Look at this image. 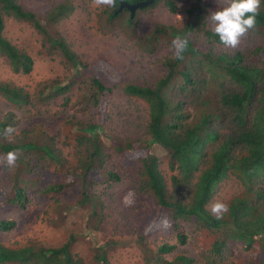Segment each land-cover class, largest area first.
Returning a JSON list of instances; mask_svg holds the SVG:
<instances>
[{"label":"trees","instance_id":"obj_1","mask_svg":"<svg viewBox=\"0 0 264 264\" xmlns=\"http://www.w3.org/2000/svg\"><path fill=\"white\" fill-rule=\"evenodd\" d=\"M121 1L146 0L97 7L106 26L89 25L79 44L45 28L72 17L71 0L46 15L0 0V103L7 108L0 133L16 129L0 135V154L19 150L23 170L56 175L32 187L11 179L5 200L25 210L52 197L49 208L61 220L73 207L84 210L61 245L0 242V264H130L138 254L142 264H264V0L235 49L220 43L208 18L226 0H153L132 20L128 10L114 14ZM181 2H189L186 21L170 23ZM9 17L42 34L40 45L27 51L7 38ZM178 34L189 39L183 60L171 50ZM106 37L141 55H165L149 79L133 78L112 56L84 53L87 41ZM114 118L130 127L131 119L144 122L123 135ZM153 145L167 152L169 178ZM226 188L229 211L217 220L209 206ZM15 225L0 218V233ZM82 225L99 236L86 256L75 251Z\"/></svg>","mask_w":264,"mask_h":264},{"label":"rangeland","instance_id":"obj_2","mask_svg":"<svg viewBox=\"0 0 264 264\" xmlns=\"http://www.w3.org/2000/svg\"><path fill=\"white\" fill-rule=\"evenodd\" d=\"M22 7L25 9H30L35 11L38 15H46L53 11L56 7L61 5L66 0H17ZM76 5V11L72 14V17L65 19L64 22H60L55 25V23L45 24V28L48 30H63L65 37L70 40L77 41L81 44L85 41L80 39L89 25L101 22L106 26L103 16L99 17L97 6H94L92 0H71ZM189 2H181L179 4L178 12L175 15L169 16L171 18L170 23L180 22L183 23L187 19L185 12L186 7ZM159 10L163 9L159 7ZM164 12V11H163ZM156 13L147 16V24H151L154 21ZM99 18V20H98ZM149 28V27H148ZM5 36L18 44L24 43V47L28 46L26 49L30 51L35 49L40 45L42 41V34L36 31L30 24L18 22L15 19L8 18L6 20ZM84 53L87 56H94L96 54H108L114 58L113 62L129 76L138 79H149L153 74L156 73L159 67L160 61L163 59L162 55H165L164 51H160L152 56L141 55L136 53L131 49V45L123 42L122 40L114 38L110 40V37L104 39H95L92 41H87L85 43ZM81 46L75 44L76 50L82 53ZM83 55V54H82ZM45 72V71H44ZM13 75L9 76L12 77ZM0 117L7 112L6 106L0 103ZM142 119L144 118V110L140 113ZM117 123L113 124L114 128L123 133L128 134L131 130H138L141 124L144 122H136L131 119L132 126L130 127L126 122L120 118H114ZM108 142V141H107ZM107 145H110L107 144ZM164 149V148H163ZM162 147L153 145L151 147V154L155 157L162 158L163 171L167 178L170 176V171L167 172V152L164 151ZM4 154H0V218L5 219H15L16 225L14 229L6 233H0V242L4 245H8L13 249L19 246L27 244H39L46 247H52L58 244H62L67 239V234L71 230H76V226H72V222L76 219V215H81L84 210L79 207H73L63 213L65 219H59L58 214L54 208H49L52 204V197L48 200V197L43 199L44 202L33 201L25 210H21L18 206L9 205L6 202V197L11 194V179L21 181L22 184L27 187H32L36 182L37 185H43L42 183H48L53 180L56 176L55 173L48 171L47 174L43 175V171L35 170L33 168H26L23 170L24 165L21 163H16L15 167H8L3 160ZM38 173V174H37ZM39 175V178L37 176ZM35 179H38L37 181ZM130 183V180L123 181L122 184L116 188V191L125 190V185ZM40 187V186H39ZM228 188L223 192L218 193L217 201L225 202L229 197ZM31 196V194H30ZM50 218H52L50 220ZM60 220V221H58ZM70 229L69 231L66 229ZM81 229L84 231L83 235L76 236L82 241L77 243L75 251L79 252L81 255L86 256V248L89 247V243L93 246L99 243V236L89 231H86V226L82 225ZM264 237V234H263ZM262 240L258 238V242L255 245L256 253H258L261 247ZM139 253L138 250H135ZM246 255L244 253H237V255ZM138 254L135 261L130 264H142V261ZM127 257V256H126Z\"/></svg>","mask_w":264,"mask_h":264},{"label":"clouds","instance_id":"obj_3","mask_svg":"<svg viewBox=\"0 0 264 264\" xmlns=\"http://www.w3.org/2000/svg\"><path fill=\"white\" fill-rule=\"evenodd\" d=\"M92 3L97 7L116 6V0H92ZM260 6L261 0H226L225 7L210 14L208 18L212 24V31L218 36L220 43L226 48H237L240 45L242 38L249 32V30L255 28L256 17L259 14ZM188 45L189 39L187 34L176 35L171 43V50L174 58L177 60H183L184 53L188 50ZM15 131L16 129L9 125L2 133H0V135L9 138ZM18 159L19 150L9 151L3 157V160L8 167H15ZM209 207L211 214L217 220L221 219L223 215L229 211L228 205L219 201L212 203Z\"/></svg>","mask_w":264,"mask_h":264},{"label":"water","instance_id":"obj_4","mask_svg":"<svg viewBox=\"0 0 264 264\" xmlns=\"http://www.w3.org/2000/svg\"><path fill=\"white\" fill-rule=\"evenodd\" d=\"M152 3H153V0L139 1V2H136L133 4H127V3L121 2L118 10L114 14L121 12L122 9L125 8L130 13V19H133L135 12L138 9H143V8L151 5Z\"/></svg>","mask_w":264,"mask_h":264}]
</instances>
